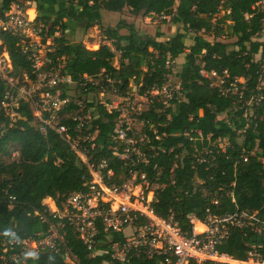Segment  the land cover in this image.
<instances>
[{
	"label": "trees",
	"instance_id": "1",
	"mask_svg": "<svg viewBox=\"0 0 264 264\" xmlns=\"http://www.w3.org/2000/svg\"><path fill=\"white\" fill-rule=\"evenodd\" d=\"M14 1L19 0H0V14ZM22 1L36 3L35 19L48 26L45 31L52 36L48 66L74 82L70 88L62 86V96L72 88L78 94L59 113L77 108L76 101L92 110L91 127L81 132L96 133L90 161L105 159L115 181L119 175L127 177L130 169L145 172L156 186L155 213L173 215L187 235L189 214L200 220L209 215H253L260 231L253 230L254 219L246 220L253 225L242 228L228 223L229 235L217 250L238 260H246L248 251L255 250L264 259V7L259 6L263 0ZM125 8L134 15L164 16L163 21L168 18L181 29L160 40L159 30L144 33L124 19L115 26L101 25V9L121 13ZM25 11L32 16L35 9L30 6ZM79 22L86 28L99 24L109 44L86 52L75 49L72 38ZM188 33L189 46L185 44ZM0 38L10 53L14 74L26 72L33 77L31 62L19 50L17 38L8 32H1ZM116 51L117 67L113 64ZM181 55L183 62L175 73L181 95L169 105L150 101L138 115L148 138L139 144L147 161L119 160L112 153L111 137L117 113L90 100L88 94L100 85L118 97L128 96L134 86L138 95H145L167 83ZM201 71L223 75L225 84L234 82L236 90L224 93ZM17 112L15 121L0 115V253L11 233L16 238L46 234L58 218L48 216L42 199L51 196L59 204L69 193L85 190L90 178L88 168L63 138L52 129L39 130L27 103L20 102ZM62 122L72 137L80 134L71 118ZM13 149L18 154L6 160ZM8 195L16 198L10 206ZM61 224L59 251L40 249L19 264H157V258L113 259L111 245L124 240L119 231L100 230L94 249L89 250L66 220ZM67 252L73 261L66 259Z\"/></svg>",
	"mask_w": 264,
	"mask_h": 264
},
{
	"label": "built area",
	"instance_id": "2",
	"mask_svg": "<svg viewBox=\"0 0 264 264\" xmlns=\"http://www.w3.org/2000/svg\"><path fill=\"white\" fill-rule=\"evenodd\" d=\"M28 3L30 2L25 4L29 5ZM26 5L18 1L12 2L0 14V33L8 32L17 38L19 50L31 62L33 77L26 72L14 74L10 53L0 38V115L15 121L19 103H27L39 124V130L45 133L52 129L63 138L88 168L90 178L85 182V190L69 193L59 204L51 196L44 197L42 204L46 207L48 216L57 217L58 222L52 224L42 236L37 233V237L33 238H16L11 233L3 243L0 264H19L25 258L34 256L40 249L59 251L62 242L59 229L63 220H66L89 250L94 249L100 230L123 233V242L111 245V257L121 262L157 258V264H264V259L255 250L248 251L246 260L234 259L217 250V245L229 235L228 223L242 228L249 223L253 225L252 222L246 223V220L254 219L256 225L253 230L260 231L261 227L253 215L244 212L224 216L209 215L205 220H200L189 214L191 232L187 235L181 231L173 215L161 217L155 213L152 203L156 199V186L145 172L130 169L127 177L119 175L118 181H115L114 170L108 168L105 159L95 163L90 161V149L94 148L96 133L81 132L84 127L86 131L90 129L92 110L86 108L82 101H76L77 108L59 113L72 101L69 92L62 96V86L65 84L70 88L74 82L69 75L48 66L47 53L53 50L52 38L45 37L47 27L36 20V16L31 19L27 17ZM45 41L47 46L43 45ZM201 74L213 78L212 84L222 87L224 93L236 90L234 82L225 84L223 75H216L214 71H201ZM98 86L100 92L107 90L105 86ZM133 88L139 99L161 102L164 105H169L174 96L181 95L179 82L174 86L165 83L161 87H153L145 95H138L136 87ZM101 102L109 112L117 113L111 135L113 155L122 161L146 162L139 144L148 141V138L143 128L145 123L138 117L140 108L134 107V99L115 95L114 99ZM63 118L75 121V131L80 134L72 137L69 126L62 122ZM150 128L154 129L152 125ZM155 137L158 138L157 135ZM118 146H122L121 150ZM8 198L10 206L16 198L14 195H8ZM34 213L38 214L37 211ZM40 218L43 221L47 219L44 214ZM140 218L144 221H139ZM66 259L73 261L69 252L66 253Z\"/></svg>",
	"mask_w": 264,
	"mask_h": 264
},
{
	"label": "rangeland",
	"instance_id": "3",
	"mask_svg": "<svg viewBox=\"0 0 264 264\" xmlns=\"http://www.w3.org/2000/svg\"><path fill=\"white\" fill-rule=\"evenodd\" d=\"M15 2V1H14ZM18 2H20L21 4H24L26 5L24 1L22 0H19ZM31 4L34 3L35 5V8H36V14L35 16H37V6H36V3L34 1H31L30 2ZM28 3V4H30ZM130 10L129 8H125L121 13L118 14V12H113V11H108V10H102L101 11V15H102V19H101V22H102V26L106 27V26H115L116 23L118 22V16L121 17V16H132L130 14ZM121 15V16H120ZM34 16V15H33ZM169 17V16H167ZM161 18H158V16H155L153 18V20H156L157 22L156 23H161ZM168 19V18H167ZM45 27H48V26H45ZM76 33H75V36L72 38V44L74 46L75 49H79L81 52H86V51H90V50H93V49H96L99 47L100 44L102 43H106V44H109L108 41H106L105 39H103V35L100 31V26H98L97 23L93 24L92 26L88 27L86 29L83 28V25H79L78 24L76 25ZM170 29V28H169ZM150 30H153V28H151ZM122 32H124V30H122ZM55 34H58L57 32ZM46 38L47 37H50L52 38V36H45ZM222 39V37L220 38ZM43 45L44 46H47L48 43L45 41L43 42ZM113 64L117 67L118 66V52L116 51V56L115 58L113 59ZM179 64L176 63L175 61V65L173 67V73L171 75L168 76V81H167V85H171V86H174V84L177 83V77L175 76V73L179 70ZM94 81H99V78H95ZM133 91H134V88H133ZM69 94L72 95L71 97L73 99H76L77 98V93L74 92L73 88L72 90L69 91ZM128 96H130V98L134 99V102H135V106L134 107H139L140 108V111H143L145 109H147V106H148V102L144 99H139V97H137V95L134 93V92H131ZM115 95L113 93H111L110 91L108 90H102V92H100L99 90L96 91V92H90L88 94V98L90 100H93L94 102H101V101H105L106 99H114ZM222 117V116H220ZM18 153H16V150L13 149L12 152L10 153V156L8 157H5L6 160H11L13 157H15ZM104 264H107V263H104ZM233 264V263H232ZM234 264H242V263H234Z\"/></svg>",
	"mask_w": 264,
	"mask_h": 264
},
{
	"label": "crops",
	"instance_id": "4",
	"mask_svg": "<svg viewBox=\"0 0 264 264\" xmlns=\"http://www.w3.org/2000/svg\"><path fill=\"white\" fill-rule=\"evenodd\" d=\"M34 5L35 4H33V5H26V7H30L31 6V9H35L34 14H33L35 16V14H36V8H35ZM259 6L262 7V8L264 7V0L262 2H260ZM102 10H105V9H101L100 12ZM118 14H119V12H118ZM131 15L132 16H121L120 15L121 17L118 16V21L120 19H124L128 23H133L134 26L139 31L144 32V33H148V34H151V35H153L156 32V30H159L160 32H162V36L159 38L160 40H164V39L169 38L176 30L181 29L178 24H173L168 19L166 21H163L164 16H159V15H154V14H151L149 16H141V15H134V14H131ZM155 16H158V18H161L160 19L161 20V23H156L157 21L156 20H153V18ZM101 19H102V15H101ZM77 24L79 26V25H82L83 22H79ZM101 24H102V22H101ZM98 26H99V24H98ZM83 28H85V27L83 26ZM151 28H153V30H150ZM120 32L121 33H125V30H124V32H122V30ZM190 35L191 34L188 33L187 34V37L185 39V44L187 46H189L191 44L192 38H191ZM207 38L208 39H211V37H207ZM256 57H259V56L256 55ZM182 62H183V56L181 55V56H179L176 59V63L180 65Z\"/></svg>",
	"mask_w": 264,
	"mask_h": 264
},
{
	"label": "bare ground",
	"instance_id": "5",
	"mask_svg": "<svg viewBox=\"0 0 264 264\" xmlns=\"http://www.w3.org/2000/svg\"><path fill=\"white\" fill-rule=\"evenodd\" d=\"M26 15H27V14H26ZM27 17H28L29 19H31V18L33 17V15H32V16L27 15Z\"/></svg>",
	"mask_w": 264,
	"mask_h": 264
}]
</instances>
